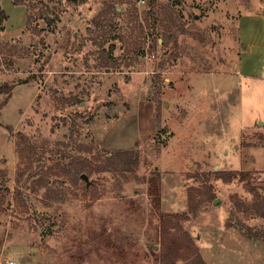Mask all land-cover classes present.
Wrapping results in <instances>:
<instances>
[{
  "label": "rangeland",
  "instance_id": "1",
  "mask_svg": "<svg viewBox=\"0 0 264 264\" xmlns=\"http://www.w3.org/2000/svg\"><path fill=\"white\" fill-rule=\"evenodd\" d=\"M0 3V264H264V0Z\"/></svg>",
  "mask_w": 264,
  "mask_h": 264
},
{
  "label": "trees",
  "instance_id": "2",
  "mask_svg": "<svg viewBox=\"0 0 264 264\" xmlns=\"http://www.w3.org/2000/svg\"><path fill=\"white\" fill-rule=\"evenodd\" d=\"M16 4H25L26 0H14ZM171 21L167 22V24L163 25V29L165 30L164 34L165 38L167 37L170 39L173 37L172 34V28L176 25L174 22V19L172 16H170ZM8 19V14L6 10L2 7L0 3V32L5 30V21ZM167 20V19H166ZM30 22V20H28ZM167 40L164 39V44L166 45ZM11 45L7 42L6 44H3L0 41V51L3 50L4 48H8ZM115 48L114 45H112V50ZM8 49L7 51H10ZM144 54L145 52L142 51ZM27 81V80H26ZM12 87H10L8 84H2L0 86V90L4 93H10L12 91ZM159 103V102H158ZM130 152H133L132 150H118L114 152L112 155L108 154L106 159L109 160L110 162H114V158H118L119 160L122 158L123 155L126 153L129 154ZM92 170V168H89ZM77 173H81L82 171L85 170V167H79L76 169ZM239 172L238 171H221L219 172V175L224 177L226 180H231L232 175H237ZM155 192L158 194L159 188H155ZM258 206L263 207V212H261L262 215H264V196H260V199L258 200ZM175 240V241H174ZM173 242H169L165 250L163 251V257H164V263L165 264H178L179 259H184L187 261L186 264H205L201 254L199 253L198 248L196 247L195 243L193 240L189 237L188 234H184V236L180 239L179 237H175ZM191 259V260H190Z\"/></svg>",
  "mask_w": 264,
  "mask_h": 264
},
{
  "label": "crops",
  "instance_id": "3",
  "mask_svg": "<svg viewBox=\"0 0 264 264\" xmlns=\"http://www.w3.org/2000/svg\"><path fill=\"white\" fill-rule=\"evenodd\" d=\"M242 69V67H241ZM240 75H247L243 69ZM143 102H140L137 114H128L121 116L113 126L108 129L104 137L105 145L108 147H121L140 139L154 130V124L151 115L142 111ZM149 108V106H146Z\"/></svg>",
  "mask_w": 264,
  "mask_h": 264
},
{
  "label": "water",
  "instance_id": "4",
  "mask_svg": "<svg viewBox=\"0 0 264 264\" xmlns=\"http://www.w3.org/2000/svg\"><path fill=\"white\" fill-rule=\"evenodd\" d=\"M0 82H1V78H0ZM81 176H82V178H84L85 180H87L88 185L91 184V181L89 180V177H88L87 174L83 173ZM218 200H219V199H217L216 201H218Z\"/></svg>",
  "mask_w": 264,
  "mask_h": 264
},
{
  "label": "built area",
  "instance_id": "5",
  "mask_svg": "<svg viewBox=\"0 0 264 264\" xmlns=\"http://www.w3.org/2000/svg\"><path fill=\"white\" fill-rule=\"evenodd\" d=\"M262 75H263V77H264V71H263V74H262ZM12 263H13V262H12ZM12 263H11V264H12Z\"/></svg>",
  "mask_w": 264,
  "mask_h": 264
}]
</instances>
